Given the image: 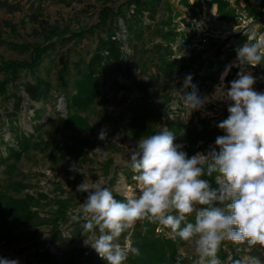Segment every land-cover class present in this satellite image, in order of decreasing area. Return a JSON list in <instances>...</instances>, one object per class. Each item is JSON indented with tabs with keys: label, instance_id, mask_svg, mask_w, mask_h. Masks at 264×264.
I'll use <instances>...</instances> for the list:
<instances>
[{
	"label": "rangeland",
	"instance_id": "obj_1",
	"mask_svg": "<svg viewBox=\"0 0 264 264\" xmlns=\"http://www.w3.org/2000/svg\"><path fill=\"white\" fill-rule=\"evenodd\" d=\"M20 1L24 6V10L21 12L8 13L5 10H0V56L6 60L25 61L30 60L32 56L31 50L15 49L10 43H27L32 46L46 43L47 34L41 31L39 24L32 23L28 17V14L32 12L30 3L35 0ZM68 1H71L70 5L59 3L57 0H44V18L48 21L49 28L55 29L50 31V34L57 38V36L68 37L71 34L70 31L81 28L92 27L95 31L93 34H88L77 45L75 40L59 44L51 57L45 59L43 65L50 67V73L54 79L57 75L56 71L65 57H68L72 62L80 60L81 57L88 60L95 51L98 36L105 35L103 29L97 27L101 19L102 4L95 0ZM125 1L113 0L108 6L115 11L119 7L127 10L124 5ZM226 1L231 10L228 19L222 18L219 3L216 0H163L160 13L155 21L151 22L144 17L146 23L151 26L143 27L144 33L141 39H136L132 35L130 38L122 18H118L122 30L120 36L125 41L130 38L131 40H129L132 42V45L129 43L130 41L125 42L124 46L127 54L124 64L129 67L130 71L124 70V73L115 71L106 84L104 92L94 104L93 110L83 113L88 117L89 123L93 127V132L88 137L91 140L97 139L99 142L94 147L87 149L86 157L82 160L69 159L68 157L57 160L53 157L55 152L64 155L63 145L69 143L65 124L70 122V114L67 109L65 93L53 92L47 100L38 102L25 96L19 110L17 125L27 133H34L36 135L34 141L57 140L61 142V147L59 150L54 149L48 143L35 145L32 142L29 150L25 152L19 162L6 159V162L0 164V191L18 197H23L26 194L38 197L39 193L47 197L40 198L39 201L41 215L45 216V220H47V224L40 227L39 237L35 241L29 236L0 241V258L18 260L19 264H36L39 259L38 253L45 249L56 254L72 247L92 250L89 245L85 244L86 237L90 234L85 233L83 228L80 233L73 235L68 241L52 242L50 240L49 235L55 223L62 228L64 235L70 236L72 225L77 222L73 217L80 216V220H84L80 205L86 200L88 193L85 192L86 195L78 197L76 200H70L67 218L56 221L58 216L56 212L60 205L58 200L81 193L77 190V186L86 179L90 184L101 181L104 187L119 195L124 192H132L135 189L134 173L129 174V170H132L128 164L132 150L142 137L136 138L126 120L119 119L117 116L128 104H134L139 100H148L151 92H143L140 85L142 82L159 79L161 73L158 64L161 62L160 58L164 52L168 54L169 60H180L184 56L190 57L192 54L188 46V42H190L191 46L198 50L200 61L226 60L227 56L232 55L216 78L207 82L208 88L205 92H199L196 86L195 91L202 98L205 96L211 98L216 87L221 83V76L226 67L229 68V71L224 76L223 83L225 89L230 88L231 81L238 78L237 73L241 70L236 66L237 49L246 42L253 43L264 36V0H249L254 7L262 11L263 14L259 18L250 15L248 0ZM6 22H9L12 28L6 26ZM161 44L166 48L165 50L161 48ZM133 45L136 47L134 48ZM246 70L256 78L254 90L264 93V62L254 68L248 66ZM26 79H31V76L23 73L17 82L20 83ZM179 80L180 78H176L175 81L167 83L166 89L161 91V93L169 92L174 100L163 109L164 116L158 127L154 129L153 134L167 127L165 123L168 120L185 124L207 120L208 128L213 131L214 135H225L217 125L229 115L228 102L210 100L203 108L192 111L190 116L185 115L182 119L181 114L184 111L182 97L192 92L193 88L184 87L182 91L181 87L176 85ZM18 88L22 87L18 86ZM67 88L69 91H73L71 85ZM20 93L25 95L23 91ZM12 107L13 100L5 101L0 98V135L5 141L10 142V145H16L15 134L6 124L7 112ZM40 108L42 109L41 117L34 118L35 111ZM169 112L175 119L168 118ZM109 116H113V118H109ZM102 129L106 131L104 140L99 139ZM86 134L83 132V135ZM173 135L175 136L174 142L182 145L181 150L188 155L183 131L173 132ZM111 144H116L118 147ZM209 147H215V141ZM204 154H207V150L204 151ZM1 155L6 157L8 150L0 141V158ZM108 162H111L110 170L106 169ZM8 164L14 168L8 169ZM15 182L24 183L25 188L16 187ZM83 224L84 222L81 223V225ZM156 232L169 236L167 229L160 231L156 229ZM194 249V243L187 241L180 246L179 256L193 258V264H196L198 257ZM245 259L249 260L247 256L244 257Z\"/></svg>",
	"mask_w": 264,
	"mask_h": 264
},
{
	"label": "trees",
	"instance_id": "obj_2",
	"mask_svg": "<svg viewBox=\"0 0 264 264\" xmlns=\"http://www.w3.org/2000/svg\"><path fill=\"white\" fill-rule=\"evenodd\" d=\"M59 3L70 5L71 1L57 0ZM102 4L100 22L97 25L98 29L102 28L105 35L98 36V43L95 51L90 55L89 59L80 58L78 61L72 62L68 57L62 60L61 66L57 69L55 79L51 76L50 67L43 65L46 58L56 51L59 44L65 41L75 40L76 45L81 42L88 34H93L95 29L92 27L81 28L80 30L70 31L68 37L54 38L50 34L48 21L44 18L45 7L44 0H35L30 3L31 13L28 14L30 21L41 26V31L46 35V43L43 45L32 46L30 44H13L10 45L21 51L31 50L32 56L30 60L17 61L6 60L0 56V98L5 101L13 100V107L7 112L6 124L9 125L10 131L14 132L16 145H10V142L5 141L0 135V141L6 146L8 155L5 157L1 155L0 164L6 162V159H13L19 162L25 152L30 148L32 142L35 145L41 143H48L54 149L61 147V142L52 140L50 142H43V139L34 141L36 135L34 133H27L23 131L18 125V115L22 102L27 96L34 102L45 101L53 92L65 93L67 102V109L70 114V122L65 124L68 132L69 143L63 145L65 154L54 153V159L60 160L64 157L74 160H82L86 157L87 149L95 146L99 140H91L88 135L93 132V127L89 123V119L83 113H87L94 108V104L104 92L106 84L109 82L111 75L115 71L124 73V70L130 71L129 67L124 64L125 56V42H129L131 35L136 39H141L145 25L146 17L149 21H155L157 15L160 13L163 0H126L124 5L127 10L119 7L116 11L113 10L109 3L113 0H95ZM219 3V11L222 13V18L228 19L230 9L226 0H216ZM249 3V13L254 18H259L263 13L260 9L254 7ZM0 10H5L8 13H16L24 10L22 1L20 0H0ZM118 18H122L125 29L130 36V40L125 41L120 33L122 32L119 26ZM6 26L12 28L9 22ZM41 32V33H42ZM53 33V32H52ZM178 34V33H175ZM51 35V36H50ZM169 35V34H168ZM168 37V36H167ZM210 40V37H209ZM207 41V40H206ZM132 45V42H129ZM189 43L192 54L190 57H182L180 60H169L166 52L161 56L158 64L160 71L159 79L142 82L140 89L143 92L150 91L148 100H139L134 104H128L118 114L119 119H125L128 127L136 138L152 135L154 129L158 127L164 116L163 109L169 105L174 98L170 96L169 92L161 93L166 87L167 83L173 82L176 78H180L176 85L184 90V79L187 75L192 76V85L203 93L208 88V81H213L219 71L227 63L232 56H227L226 60H211L200 61L199 53L196 48ZM135 48L136 46L133 45ZM164 50L166 48L162 47ZM79 53V52H78ZM80 54V53H79ZM219 57V56H218ZM30 75L31 79H26L18 83L17 80L22 74ZM73 87V91L68 90V86ZM18 86L22 88L19 89ZM192 88V87H191ZM166 89V88H165ZM20 91L24 92L22 95ZM42 109L35 111L34 118L41 117ZM113 118V116H109ZM115 118V117H114ZM167 129L171 132H182L187 142V150L189 157L197 154L207 152L211 149L209 145L218 137L213 134L212 130L208 128V121L202 120L199 123L191 122L185 124L184 122L176 123L173 121H166ZM83 132L87 133L83 135ZM201 142V144H199ZM118 147L116 144H111ZM219 149L217 148V151ZM58 151V150H57ZM111 162H108L106 169L110 170ZM11 164H8V169H13ZM132 171L129 170V174ZM209 179L212 187H215L214 178L204 177ZM16 187L25 188L22 182H15ZM119 200L123 196L115 194ZM86 195L85 192L70 196L66 199L58 200L59 208L56 214L57 219L67 218V209L70 200H76ZM40 198H47L46 195L40 194L35 197L31 194H26L23 197L12 196L0 191V241H8L13 237L29 236L32 240H36L41 234L40 227L47 224L45 216L41 215L39 210ZM190 222H194V215L188 217ZM84 220H79L72 225L70 236L64 235L62 228L55 223L52 232L50 233V240L52 242H64L70 240L73 235L82 231L81 223ZM156 224H149L147 221L141 224L137 222L134 231L130 237L132 246L139 249V255H132L129 253L125 264H193V258L180 257L179 248L187 241L180 238H171L164 233H157ZM147 227V232L143 229ZM126 235V234H125ZM124 236L120 238V243L123 244ZM35 243V242H33ZM39 259L36 264H107L101 259L94 249L87 250L79 247H72L60 253H52L49 249L42 250L38 253ZM218 258L222 264H233L235 260H244L247 256L250 258H258L264 264V246L260 244L249 245L247 241L242 244H236L230 241H225L220 246Z\"/></svg>",
	"mask_w": 264,
	"mask_h": 264
},
{
	"label": "clouds",
	"instance_id": "obj_3",
	"mask_svg": "<svg viewBox=\"0 0 264 264\" xmlns=\"http://www.w3.org/2000/svg\"><path fill=\"white\" fill-rule=\"evenodd\" d=\"M262 62L264 36L237 49L238 78L225 89L226 67L211 98L198 96L191 74L185 77L183 86L193 91L182 97V119L210 100L228 102L229 115L217 125L225 135L216 138L207 154L189 158L174 142L173 132L164 127L142 137L132 150L128 167L136 187L122 193V199L101 181L90 184L86 179L77 186L88 193L80 205L83 231L90 234L85 244L107 264H125L129 253L140 254L130 237L137 222L145 221L158 225V231L167 229L173 239L193 242L196 264H222L217 253L225 241L264 246V93L254 90L256 78L246 70ZM168 118L175 119L170 112ZM99 139H106L105 130ZM204 177L214 178L216 187ZM73 219L79 222L81 217ZM0 264L19 261L0 258ZM233 264L262 262L253 257Z\"/></svg>",
	"mask_w": 264,
	"mask_h": 264
}]
</instances>
